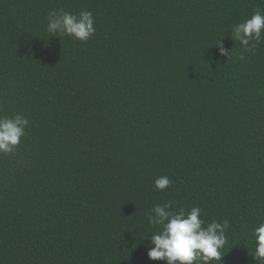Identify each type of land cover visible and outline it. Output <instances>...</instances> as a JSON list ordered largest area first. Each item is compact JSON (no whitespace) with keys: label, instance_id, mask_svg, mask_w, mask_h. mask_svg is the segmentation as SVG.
I'll list each match as a JSON object with an SVG mask.
<instances>
[{"label":"trees","instance_id":"trees-1","mask_svg":"<svg viewBox=\"0 0 264 264\" xmlns=\"http://www.w3.org/2000/svg\"><path fill=\"white\" fill-rule=\"evenodd\" d=\"M256 9L0 0V116L29 120L0 154V264H166L147 256L148 214L169 201L229 221L219 264H264V33L253 52L232 36ZM54 10L91 12L94 34L51 36Z\"/></svg>","mask_w":264,"mask_h":264},{"label":"clouds","instance_id":"clouds-1","mask_svg":"<svg viewBox=\"0 0 264 264\" xmlns=\"http://www.w3.org/2000/svg\"><path fill=\"white\" fill-rule=\"evenodd\" d=\"M47 31L51 36L63 34L73 39L87 41L95 32L94 17L89 11H81L75 15L63 10L51 11L47 18ZM264 33V9H256L250 18L235 25L232 30L234 40H238L246 52H253L260 43ZM255 41V43H253ZM220 54L228 53L221 42ZM241 59L244 57L241 56ZM29 120L16 114L13 117L0 116V154H8L19 145ZM171 184L167 176L154 181L157 191H162ZM171 201L155 205L148 214L151 226H160L150 236L147 256L150 260L165 261L166 264H210L222 259L221 249L226 244V230L229 221L213 220L205 226L200 218L201 209L193 207L186 212L184 208L174 212ZM255 238L254 258L264 262V222H259L253 229Z\"/></svg>","mask_w":264,"mask_h":264}]
</instances>
